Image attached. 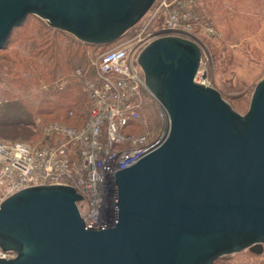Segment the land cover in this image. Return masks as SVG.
Here are the masks:
<instances>
[{
  "label": "water",
  "instance_id": "obj_1",
  "mask_svg": "<svg viewBox=\"0 0 264 264\" xmlns=\"http://www.w3.org/2000/svg\"><path fill=\"white\" fill-rule=\"evenodd\" d=\"M157 0H0V49L28 15L90 44L113 43ZM201 45L170 34L138 55L165 109L163 140L116 172L115 220L88 227L71 185H36L0 204V264H213L264 244V78L245 114L196 81Z\"/></svg>",
  "mask_w": 264,
  "mask_h": 264
},
{
  "label": "built area",
  "instance_id": "obj_2",
  "mask_svg": "<svg viewBox=\"0 0 264 264\" xmlns=\"http://www.w3.org/2000/svg\"><path fill=\"white\" fill-rule=\"evenodd\" d=\"M189 16L199 20L198 15L187 12ZM177 20L178 14L172 13L159 33L178 32ZM152 36L144 45L153 40ZM141 50L133 52L122 46L99 57L95 76L86 84L92 108L85 125L76 128L56 122L45 127L47 134L60 135L65 140L37 147L21 141H0V204L29 186L71 185L84 197L78 206L88 227L113 224L109 214L114 215V199L108 192L115 185L116 172L135 164L164 138L163 134L150 140L148 133L133 132L140 119L141 95L143 91L150 94L137 61ZM159 105L162 120L169 121ZM14 256L0 246V258Z\"/></svg>",
  "mask_w": 264,
  "mask_h": 264
},
{
  "label": "trees",
  "instance_id": "obj_3",
  "mask_svg": "<svg viewBox=\"0 0 264 264\" xmlns=\"http://www.w3.org/2000/svg\"><path fill=\"white\" fill-rule=\"evenodd\" d=\"M188 1H191V9L199 17L193 27L195 34L203 36L204 27L212 23L213 18L219 17L217 14L221 12L225 14L221 15L220 21L229 18L226 22L231 23L233 16L229 17L230 10L226 12L223 6L226 0H176L177 3L172 6L180 8L182 2ZM230 1L241 8L244 6L243 0ZM248 20L246 24L249 29H258L254 15L249 16ZM215 26H218L217 23ZM134 28L122 36L131 34ZM232 31H225L222 38H229ZM110 44L83 42L68 32L51 27L46 20L36 15H28L20 26L14 27L0 49V137L7 136L10 130L19 136L17 130L27 126L36 135L39 134L41 144L38 146H41L65 140L60 135L45 132V127L52 123H65L76 128L85 125L92 108L86 84L95 76L87 49ZM212 49L214 54L218 53L216 47ZM153 104L150 94L143 91L136 129L141 126V116ZM14 128H17L16 131ZM3 142L12 143L16 140Z\"/></svg>",
  "mask_w": 264,
  "mask_h": 264
},
{
  "label": "rangeland",
  "instance_id": "obj_4",
  "mask_svg": "<svg viewBox=\"0 0 264 264\" xmlns=\"http://www.w3.org/2000/svg\"><path fill=\"white\" fill-rule=\"evenodd\" d=\"M163 1L157 0L153 4L135 25L131 34L121 36L122 39H118L108 46L88 47L87 54L94 73H96V63L99 57L111 49L126 46L133 52H138L150 43L144 45V41L149 39L150 34L153 35V39L170 34L187 35L198 42L203 49L202 62L196 77L197 81L216 88L236 111L245 114L249 109L257 83L264 78V0H243V8L230 0L224 1L223 6L226 12L230 10L229 17L233 16L231 23L226 22L229 18L220 21L219 18H222L221 15H224L225 12L218 13L219 17L213 18L212 23H208L204 27L203 33L205 34L203 36L197 35L193 31L197 21L193 20V17H186L187 12L195 14L191 9V1L182 2L181 5L178 3L180 8L172 6V4L177 3L176 0H166L161 6ZM198 4L200 6V2L197 1ZM174 12L178 14L176 27L181 34L178 32L159 33L163 26L167 25ZM252 15L255 16L256 22L258 21L256 24L258 29H249L246 24L248 17ZM216 23L217 27L215 26ZM230 30H233L230 37L226 40L223 39L224 32ZM215 47L218 51L216 54L212 49ZM151 97L155 105L147 108L144 115L141 116L140 128L133 130V132L135 134L148 133L150 140H156L161 138L163 134L165 136L169 121L164 122L160 118L158 114H160L161 107L158 101L153 96ZM15 129L17 128L13 130L16 131ZM126 131L132 132L129 129ZM17 132L20 133L19 136H15L14 132L10 130L7 132V136L0 137V141H24L36 146L41 144L39 134L36 135L30 127L21 126ZM21 136L24 137L20 138ZM108 193H110V199H115V185ZM109 216L114 223L115 212L114 215L109 214ZM213 264H264V244L261 253L245 249L220 257Z\"/></svg>",
  "mask_w": 264,
  "mask_h": 264
}]
</instances>
